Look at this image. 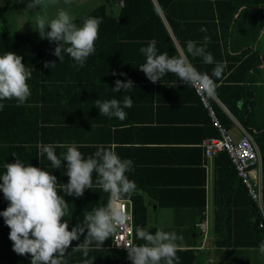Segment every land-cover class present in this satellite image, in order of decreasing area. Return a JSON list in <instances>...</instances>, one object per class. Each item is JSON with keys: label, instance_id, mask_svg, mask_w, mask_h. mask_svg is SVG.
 <instances>
[{"label": "crops", "instance_id": "1", "mask_svg": "<svg viewBox=\"0 0 264 264\" xmlns=\"http://www.w3.org/2000/svg\"><path fill=\"white\" fill-rule=\"evenodd\" d=\"M126 1L106 0L107 14L120 22L121 13L129 8ZM72 2L59 9L67 10ZM152 2L167 25L171 42L159 45L155 23L133 20L128 15L121 21L123 27L119 30H108L106 36L98 37L95 52L87 58L84 67L62 53V61L53 54L39 63L41 80L39 70L28 68L32 71L28 100L20 106L15 99L0 101L5 105L0 110V175L6 171L4 165L16 159L55 175L57 191L69 204L64 220L71 230L83 221L85 211L105 205L108 193L94 183L82 197L66 195L60 185L69 180L65 174L67 162L64 161L60 169L53 168L46 154L38 157L37 144L76 143L85 158L93 155L99 145L111 147L121 159L133 161V168L126 175L135 183L136 191L123 199L130 202L132 211L135 205L145 206L147 221L141 228L153 234L158 229L176 233L178 262L174 264H189L192 260L193 264H264L259 247L252 245L256 238L248 221V200L238 178L230 174L228 158L222 153L212 163L205 158L203 142L218 137L219 133L209 106L200 100L195 88L185 85L174 74L169 73L153 83L139 70L146 62L140 49L152 40L156 41L160 54L175 56L185 52L157 0ZM144 5L145 10L147 5ZM260 9L264 10V6ZM242 10L244 8L239 13ZM195 11L184 9L189 16ZM243 15L225 49L220 42L230 56L223 61L225 68L232 64L237 66L239 62L233 58H239L243 51L261 50L259 39L264 35V27L259 24L260 18L252 9ZM238 17L239 14L235 18ZM194 31L192 28L183 34L193 35ZM261 58V64L253 73L255 80L247 84L254 93L248 106L251 130L215 93L210 97V102L217 103L233 121L228 131L236 141L244 136V131L256 141L257 129H264V54ZM46 62H55L56 66L45 68ZM117 79L125 82L131 79L134 86L128 92L121 89L115 93L112 89ZM124 96L133 100L132 107L125 109L124 120L100 115L94 103L98 99L122 101ZM246 101L239 103L240 110ZM56 152L59 156L66 149L57 148ZM95 176L93 173V181ZM8 205L0 190V212ZM203 221L207 222L206 234L198 226ZM9 234L10 228L0 216V264H31L30 254L22 256L13 251ZM112 238L113 234L102 248L93 244L87 259L94 260L93 264H132L127 250L112 247ZM83 239L81 236L80 241L72 242L65 257L67 264H82L85 259L82 252L72 251V248ZM133 243H145L137 238L136 229Z\"/></svg>", "mask_w": 264, "mask_h": 264}, {"label": "clouds", "instance_id": "2", "mask_svg": "<svg viewBox=\"0 0 264 264\" xmlns=\"http://www.w3.org/2000/svg\"><path fill=\"white\" fill-rule=\"evenodd\" d=\"M71 2L72 0H63L65 5H70ZM58 3L59 0H28L27 7L34 11L38 7L41 9ZM100 23L99 18L89 16L78 26L70 12L60 8L51 19L46 14L39 15V11L35 12L33 30L39 33L41 39L57 43L54 55L60 61L63 60L62 53H66L76 65L84 67L87 58L95 52ZM200 31L205 32L206 29L201 28ZM209 42L208 36L203 38V44L199 46L197 42L189 40L186 42V53L182 51L169 56L167 53H158L156 41L152 40L140 49L146 62L139 66V70L153 83L172 73L185 85L212 95L215 92L213 79L208 73L198 71L188 59L190 54L192 57H202L205 64L215 63L212 76L221 77L224 65L222 62H215L213 55L206 51ZM22 61L23 57L13 51L0 55V101L15 99L17 106H20L30 97L28 80L32 71ZM55 66V62H46L44 65L45 68ZM133 86L131 79L127 82L117 79L112 91L116 93L123 89L128 92ZM94 103L100 115L124 120L127 116L125 109L132 107L133 100L130 96H124L122 101L112 98L104 101L98 99ZM4 106L0 103V110ZM37 148L38 157L46 154L55 169H60L62 163L67 162L65 174L69 180L60 185L61 191L66 195L82 197L85 190L92 189L95 183V186L108 193V201L105 205L85 211L83 221L69 230V223L64 220L69 204L57 191V177L31 164L26 166L19 159L14 163H6V171L0 175V190L9 205L0 212V216L10 228L9 239L13 242V251L22 256L30 254L31 264H67L65 257L72 242L80 241L81 236H84L72 251L82 252L85 258L82 264H93L94 260L87 259L92 245L102 248L103 243L118 227H126L127 217L121 202L126 195L136 191L135 183L126 175L132 170L133 161L121 159L114 149L105 145H99L97 151L87 158L79 151L76 143H39ZM57 148L66 149V152L58 156ZM93 173L96 174L95 181ZM136 236L145 243L138 245L126 241L117 245L127 248V256L132 264L178 262L176 233L158 229L153 234L146 228L137 227ZM259 252L264 255V242L260 243Z\"/></svg>", "mask_w": 264, "mask_h": 264}, {"label": "trees", "instance_id": "3", "mask_svg": "<svg viewBox=\"0 0 264 264\" xmlns=\"http://www.w3.org/2000/svg\"><path fill=\"white\" fill-rule=\"evenodd\" d=\"M135 1V2H134ZM126 6H129L123 13H121L120 20L124 21L128 15L133 20L143 21L147 24H154L158 28V33L155 38L158 40L159 45H163L166 42H171L172 38L169 34L168 28L164 20L160 17L152 0H127ZM159 7L161 8L163 15L172 29L176 39L181 42L186 53V42L189 40L197 42L198 46L203 44V38L208 36L210 42L207 44L206 51L210 52L215 62H222L224 59H228V53L224 50L228 44L229 38L233 35L237 25L241 18L244 16V12L253 10L260 18V26L264 27V10L260 9V6H264V0H157ZM146 4V9H142V6ZM145 6V5H144ZM185 8L195 9V16L184 12ZM242 12L239 13V11ZM5 10V7H0V12ZM205 10H208L205 12ZM204 13L202 14V12ZM239 17L236 19V15ZM96 17L101 20L98 30V37L106 36V32H112L113 30H119L122 26L121 21L117 20L107 14L106 6L103 4L92 12L76 18L74 23L80 26L83 19L86 17ZM4 23H7L4 16H2ZM114 26L116 27L114 29ZM194 29L193 35L183 34ZM205 28L204 34L197 33V30ZM224 43V49L221 42ZM57 47L56 42H51L47 39H41L37 31L21 33V34H9L7 31L0 32V55L5 54L7 51H13L16 54L23 57V63L26 68H34L39 70V80L41 77L40 62L44 59L47 60L54 54V50ZM175 49V47L173 46ZM176 50V49H175ZM264 53L258 50L256 53H250L249 50L243 51L237 62V66L230 65L227 68L224 67L221 77L217 78L212 76V70L215 67L213 64H205L202 57H192L188 54V59L196 67V69L202 73H208L215 84V95L222 101V103L229 108L236 116L240 117L241 123L250 129V113L248 106L252 103L253 90L247 86L255 80L253 73L258 69V66L262 62L261 55ZM245 56H247L245 58ZM230 57V56H229ZM236 62V63H237ZM231 73L228 74L227 72ZM247 100L246 105L242 110L238 105L242 100ZM211 107L220 121L221 125L227 130L233 126V121L223 111V109L214 101H211ZM258 134H256V142L261 151L263 159V172H264V129L258 128ZM219 136V133H218ZM224 154L229 160V170L231 176L235 179L238 178L235 168L226 153ZM239 180V179H238ZM241 187L244 191L245 197L248 200V221L253 230L256 240L252 243L253 246L259 247L261 242H264V230L260 229L258 224L260 220V214L257 207L250 199L246 187L239 180ZM134 217V232L137 226L145 227L146 225V209L143 205H135L133 209ZM139 221L137 220L140 218ZM193 260L189 264H193Z\"/></svg>", "mask_w": 264, "mask_h": 264}, {"label": "built area", "instance_id": "4", "mask_svg": "<svg viewBox=\"0 0 264 264\" xmlns=\"http://www.w3.org/2000/svg\"><path fill=\"white\" fill-rule=\"evenodd\" d=\"M200 100L209 106L211 114L214 118L215 125L218 127L219 136L211 138L203 142L205 158L212 163L221 153H226L237 174L238 179L246 187L248 195L258 209L260 214L259 228L264 230V172L263 159L256 144L255 139L247 131H244V136L236 141L229 131L221 125L217 119L210 102L209 95L203 90L195 89ZM121 207L127 217L126 227L117 228L113 234L112 247L116 249L127 250L123 244L126 241H132L134 237V217L132 206L129 201L122 200ZM207 222L203 221L198 226L203 234L207 233Z\"/></svg>", "mask_w": 264, "mask_h": 264}, {"label": "rangeland", "instance_id": "5", "mask_svg": "<svg viewBox=\"0 0 264 264\" xmlns=\"http://www.w3.org/2000/svg\"><path fill=\"white\" fill-rule=\"evenodd\" d=\"M73 5L67 9L72 17L79 18L87 13L92 12L97 7L103 5L106 0H72ZM28 0H0V7L5 10L0 12V32L7 31L9 34H21L34 31L35 28V12L39 11V15H47L50 19L54 18L60 7H65L62 2L56 5H48L47 7H38L34 11L28 9ZM7 23H4L3 17Z\"/></svg>", "mask_w": 264, "mask_h": 264}, {"label": "water", "instance_id": "6", "mask_svg": "<svg viewBox=\"0 0 264 264\" xmlns=\"http://www.w3.org/2000/svg\"><path fill=\"white\" fill-rule=\"evenodd\" d=\"M260 48L264 51V35H262L259 39Z\"/></svg>", "mask_w": 264, "mask_h": 264}]
</instances>
